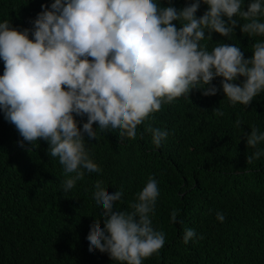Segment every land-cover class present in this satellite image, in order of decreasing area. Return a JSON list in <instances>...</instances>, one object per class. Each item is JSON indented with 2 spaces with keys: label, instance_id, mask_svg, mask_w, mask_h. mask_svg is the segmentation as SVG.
<instances>
[{
  "label": "clouds",
  "instance_id": "1",
  "mask_svg": "<svg viewBox=\"0 0 264 264\" xmlns=\"http://www.w3.org/2000/svg\"><path fill=\"white\" fill-rule=\"evenodd\" d=\"M201 3L208 7L197 17ZM244 3L192 0L178 9L171 3L162 6L160 0H52L41 5L30 28L0 20V112L22 137L20 147L42 139L64 173H75L62 182L61 190L68 192L77 181L99 175L86 137L115 133L134 140L138 125L162 105L188 97L194 88L216 94V77L232 106H247L264 92V39L252 44L248 58L237 43L208 47L213 32L231 40L241 21L243 34L264 37V0H249L247 10ZM214 112L224 115L220 107ZM74 114L87 116L82 127ZM235 124L240 128L241 121ZM147 130L157 148L169 135L151 125ZM260 142L264 131L254 125L246 135L247 145L256 149L247 156L249 162L264 156ZM104 187L93 186L91 200L103 227L89 226L87 251L106 252L121 264H143L158 256L165 244L164 231L152 221L159 182L149 176L130 202L131 210L115 208L122 190L105 194ZM177 211L170 214L172 224L183 223ZM216 219L223 222L224 213L217 211ZM196 236L193 228H185L183 242Z\"/></svg>",
  "mask_w": 264,
  "mask_h": 264
},
{
  "label": "trees",
  "instance_id": "2",
  "mask_svg": "<svg viewBox=\"0 0 264 264\" xmlns=\"http://www.w3.org/2000/svg\"><path fill=\"white\" fill-rule=\"evenodd\" d=\"M191 2L160 0L162 6L171 3L178 9ZM51 3L0 0V20L9 19L18 29L30 28L41 5ZM207 7L201 3L196 16ZM240 23L231 40L213 32L209 49L216 42L237 43L244 57H250L252 44L264 37H248ZM3 70L0 60V75ZM220 80L212 81L218 88L214 95L194 88L188 97L162 105L153 118L138 125L134 140L115 133H97L95 140L86 137L90 162L99 175L77 181L68 192L61 190L62 182L75 173H64L42 139L20 147L22 137L0 112V264H121L106 252L87 251L89 226L103 227V219L96 216L100 210L91 200L93 186H105V194L122 190L115 208L131 210L130 202L149 176L159 182L152 221L155 229L164 231L165 244L158 256L143 264H264V156L249 162L247 156L256 149L246 143L252 126L264 131V92L247 106H232ZM216 107L223 116L215 114ZM75 119L82 127L87 116ZM149 125L169 132L159 148L152 143ZM257 147L264 148V142ZM173 210L183 223H171ZM217 211L224 213L223 222L216 219ZM188 227L197 236L185 244Z\"/></svg>",
  "mask_w": 264,
  "mask_h": 264
}]
</instances>
